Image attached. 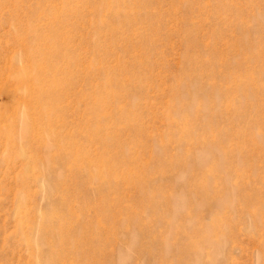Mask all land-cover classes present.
Listing matches in <instances>:
<instances>
[{"label": "rangeland", "instance_id": "1", "mask_svg": "<svg viewBox=\"0 0 264 264\" xmlns=\"http://www.w3.org/2000/svg\"><path fill=\"white\" fill-rule=\"evenodd\" d=\"M50 259L264 264V0H0V264Z\"/></svg>", "mask_w": 264, "mask_h": 264}, {"label": "bare ground", "instance_id": "2", "mask_svg": "<svg viewBox=\"0 0 264 264\" xmlns=\"http://www.w3.org/2000/svg\"><path fill=\"white\" fill-rule=\"evenodd\" d=\"M53 230H54V229H52V232H53ZM57 260H59V259H57ZM57 260H56V261H57ZM50 261H51V259L49 260V262H46V264H50Z\"/></svg>", "mask_w": 264, "mask_h": 264}]
</instances>
